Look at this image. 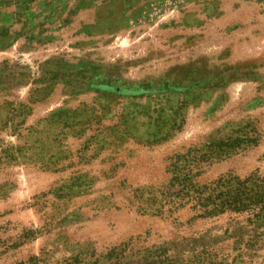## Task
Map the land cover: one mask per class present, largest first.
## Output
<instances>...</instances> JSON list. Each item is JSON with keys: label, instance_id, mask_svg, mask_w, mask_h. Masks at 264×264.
Masks as SVG:
<instances>
[{"label": "rangeland", "instance_id": "obj_1", "mask_svg": "<svg viewBox=\"0 0 264 264\" xmlns=\"http://www.w3.org/2000/svg\"><path fill=\"white\" fill-rule=\"evenodd\" d=\"M262 206L264 0H0V264H264Z\"/></svg>", "mask_w": 264, "mask_h": 264}, {"label": "trees", "instance_id": "obj_2", "mask_svg": "<svg viewBox=\"0 0 264 264\" xmlns=\"http://www.w3.org/2000/svg\"><path fill=\"white\" fill-rule=\"evenodd\" d=\"M235 184H237V183H235ZM251 184H252V186H254V188L249 189L246 193H243L245 187L242 188V190H240V188H236V190H233L234 187H228L227 188L228 198L230 200L229 206H231V208H233L234 206H237L236 208L238 210L241 208H244V204L242 202H244L245 200H252V199L254 200V199H256V197H258L260 195L262 190L260 189V191H259L257 189L258 184L255 182H253ZM259 209L262 210V212L260 214L262 215V217H264V206H262Z\"/></svg>", "mask_w": 264, "mask_h": 264}, {"label": "crops", "instance_id": "obj_3", "mask_svg": "<svg viewBox=\"0 0 264 264\" xmlns=\"http://www.w3.org/2000/svg\"><path fill=\"white\" fill-rule=\"evenodd\" d=\"M92 92L95 94V90H92ZM94 99H98L97 95H95Z\"/></svg>", "mask_w": 264, "mask_h": 264}]
</instances>
